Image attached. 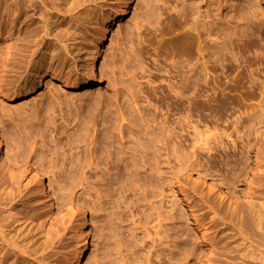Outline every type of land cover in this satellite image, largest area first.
Segmentation results:
<instances>
[{
    "label": "rangeland",
    "instance_id": "374dc122",
    "mask_svg": "<svg viewBox=\"0 0 264 264\" xmlns=\"http://www.w3.org/2000/svg\"><path fill=\"white\" fill-rule=\"evenodd\" d=\"M122 2L123 0H50L45 5L37 4L34 10L27 8L26 12L22 8L10 9L0 4V132L4 136L5 151L4 155L0 152V178L4 179V184L6 182L0 186V192L10 187V197H13L10 204L17 214L14 220H3L9 234L0 247L7 253L8 264H73L71 253L76 242L79 211L85 213L89 222V264H158L161 259L162 264H169L167 257L173 245L172 239L175 236L180 239L181 232L169 225L162 228L163 231L161 229L163 242L160 247L162 246L164 255L157 257L158 260L155 249L159 248V240L156 239L158 237L154 238V226L157 223L154 213L159 206L162 208L159 209L160 214L169 211L171 199L175 196L184 205L185 211L188 210L187 204H190L201 222L197 227L193 219L189 220L192 226L189 229L190 236L181 239L186 238L189 245L194 244L196 256L202 247L203 254L208 255V243L200 237L204 233L208 239L213 240L216 217H221V213H226L229 207L237 205L240 210L246 199L252 197L258 200L264 195V185L261 186L264 184V176L254 177L255 159L256 156L261 157L259 152L260 147L264 146V135L259 133L248 138L243 133L246 129L241 124L253 112L264 108V0H131V14L120 22L106 45L101 64L105 74L102 84L88 91L63 88L59 79H63L65 74L79 76L84 73L82 66L86 54L92 49V37L104 23L106 13ZM183 5L187 9L190 6L195 8L196 5V9L201 10V16H206L200 22L206 23L211 29V36L205 42L213 50L209 49L212 51L211 54L208 53L209 56L204 52L205 59L209 60L208 85L203 97L196 98L195 103L204 102L213 107L222 97L225 100L232 99L236 105H231L228 114L219 116L220 118L212 116L208 111H196L190 119L198 131L217 129V134H220V137L215 138L217 142L214 139L210 145L216 146V149L210 152L200 150L191 157L196 161L193 160L195 166L201 170L195 168L189 172H178L171 185L166 183L170 178L165 174L166 184L148 188L144 181L139 186L140 183H136L133 177L123 173L120 175L119 167L116 172L117 163L108 167L105 165L104 152L98 145L101 136L97 135L107 126L108 130L112 129V134H116L115 129L121 122L122 113L126 119L133 114L131 118L139 124L142 119H151L152 116H156L153 118H156L158 125L163 122L162 125L166 127H174L179 123L178 126L182 127L187 122L183 106L175 109L169 104L163 105L165 94L177 101L181 98L174 97V93L178 92L175 91L176 88L183 89L179 75L188 72L195 60L202 61L196 47L198 43L194 45V41L189 43L192 47L188 46L191 50L196 48L194 58L191 57V60L186 57V61L185 56H180L186 47L180 45V42L183 41L181 44L186 45L183 35L187 34L185 31L188 28L179 25L176 12ZM241 18H245L244 21ZM26 33L31 36L23 38V42L21 37ZM68 37L66 44L72 55L66 57L62 54L64 50L61 43ZM228 39L232 41L229 42ZM246 41L250 43L249 51ZM222 45L226 50L230 47L234 52L229 49L231 54L230 51L229 54L225 53ZM173 49H178L181 53L177 51L178 55L173 54ZM222 50L224 53H221ZM214 51H219V57L213 55ZM239 53L243 54L240 56ZM220 54L222 57L229 56V59L221 58ZM57 57L61 58L60 62ZM71 57L73 61L69 60ZM217 59L222 60L220 62ZM188 60L193 62L192 66ZM54 69L58 72L60 70V73L57 75L56 71L55 77H51ZM180 70L183 72L179 74ZM45 79L48 80L47 83ZM4 80H11L9 87H16L20 83L21 89H26L39 81H42V87L21 98H13L4 94L7 89V81ZM170 88L174 89L173 92H170ZM178 102L184 105L185 97ZM138 115L144 117L139 119ZM95 126L98 128L96 135L93 131ZM183 127L186 128H182L184 131L178 129L176 132L188 137L187 130L190 129L185 125ZM135 131L136 128L132 132ZM260 132L264 133V122ZM132 135L134 139L135 133ZM16 136L20 137L19 144ZM247 141H251V147L246 151L247 158L243 159L239 153L242 144ZM238 157L241 161L238 160L237 163ZM261 160L263 162L260 166H263L264 158ZM21 165L28 167L30 172L37 170L43 176L47 186L43 194L34 181L28 183V175L20 173ZM198 171L204 172L206 176ZM211 177L218 179L221 184L217 183L215 186ZM178 184L185 192H181ZM147 189H153V193ZM161 191L164 193H160ZM191 192H195L194 195ZM157 193L160 195H156ZM143 194L146 200L141 197ZM191 195L194 196L191 200L183 201L185 196L190 198ZM200 197L208 205L213 202L218 214L207 213L208 209L200 202ZM231 215L227 213L225 218L230 221L229 224L238 226L236 223L239 222V217ZM147 233H150L149 236H146ZM203 254L201 260L194 256L188 257L187 262L177 260L175 264H206L208 257Z\"/></svg>",
    "mask_w": 264,
    "mask_h": 264
},
{
    "label": "bare ground",
    "instance_id": "6f19581e",
    "mask_svg": "<svg viewBox=\"0 0 264 264\" xmlns=\"http://www.w3.org/2000/svg\"><path fill=\"white\" fill-rule=\"evenodd\" d=\"M48 1H50V0H0V4H1L2 7H3V5L4 6L6 5L5 8L7 6L9 8L11 7L12 9H15L17 7V8H22L25 11L27 8H31L32 10H34L37 4L45 5V2H48ZM198 2H200V1H198ZM10 9H9V11H10ZM131 10H132L131 0H123L122 3L117 4V6L114 9L112 8L109 12L106 13V15L104 17V23L100 26L99 30H97L96 34L92 37V41H91L92 49L85 56L84 65L82 66V69H83L84 73L82 75H79V76H70V75L65 74L63 79H59L60 80L59 83L61 84V86L63 88L72 89V90H75V91H83V90L88 91L89 89H92V88H98L102 84V82L105 79V74H104V71H103V69L101 67V64H102L103 59H104V51H105L106 45L108 44V41L110 39L111 34L116 31V29H117L118 25L120 24V22L126 20L129 17V15L131 14ZM200 11L201 10L196 9V5H195V8L194 7L192 8L190 6L189 9H187L183 5L182 8L176 12V14L178 16V19H179L178 20L179 21V25H181L182 27L184 25V26H187L186 28H188V30L185 31L187 34L183 35L184 40H186V45H185V43L181 44V43H183V41L181 40L182 34H181V38L179 37L180 41H182V42L177 40V41L180 42V45L186 46L184 48V50L182 48V50H183L182 52L183 53H182V55H180L181 58H183L182 56H185V59H186V57H188L189 59L191 57L194 58L193 56H195V55L193 53L196 52V50H195L196 48L193 49V50H195V51H193V50H191V48L188 47L190 45L189 43H191L193 41H194L193 42L194 45H195L196 42L198 43L196 47H198L197 51L199 52L198 54H200L201 56L197 55V57L198 56L200 58L202 57V59H201L202 61H200V60H198L196 58L198 61L195 60L194 61L195 64H193V66L191 65L193 62H190V60H188V63H190V65L192 66L191 69L189 67V70L187 69L188 72H184L182 74H180V73L183 72V71L180 70V72H179V74H180L179 78H181L180 81L182 83L183 89L182 90H180V89L178 90L176 88L175 91H178V92L176 94L174 93V97H178V96H181V98L185 97V104L182 105V103L178 102L181 98L178 99V101H177V99L176 100L170 99L171 97L169 98L168 94L167 95L165 94L163 96L164 97V104L163 105H165V104L168 105L169 104V106L171 105V107H174L175 109H179L182 106L185 108V109L184 108L183 109L185 110L184 111L185 112V119L187 120V122L184 120V123L186 122L187 124L185 123L183 125H185V127H187V129H190L189 131L187 130V132H189L188 133L189 136L188 137H183V136H180L181 134L179 135V133L176 132V130H178V129L184 131L182 129V128H184L183 125H182V127L181 126L179 127L178 125L180 123L177 125L178 122H176L177 126L170 127L171 126L170 125L169 127H166L164 124L162 125L163 122L161 123V125H158V123H156V118L155 119L153 118V117H156V116H152L151 117L149 115L151 117V119L149 117H148L149 119H147V118L145 120L142 119L141 122H140L141 124H139V123H136L137 121L134 122L135 120L132 119L133 118V114L131 115V113H130V115L132 116V118H131V116H129L131 118V120H130V118H127L129 121H127V119L125 118L126 116L124 117V115H125L124 113H122L120 115V117H121L120 121L121 122L117 126V128L115 129L116 130V134H112V132H113V131H111L112 129L108 130L107 129L108 126H107V127H104V129H101V131L99 132L100 135H97V137L101 136L100 137V141H98V145L101 146V148H102V150L104 152L103 154H104V157H105V159H104L105 165H107V167H108L111 164L113 165V164L117 163V165H115L116 166L115 167V171L118 170V167H119L120 168L119 172L121 173L120 175H122V173H123V174H126V175L130 176V177H133L134 178L133 180L137 181L136 183H138V182L140 183L139 186H142V184L144 182H145V184H147V186H149L148 188H155L156 186H159V185L162 186V184L165 183L164 181L167 180L166 177L164 176L165 174H166V176L168 174L169 175L168 177L170 179L172 178L171 180L170 179L167 180L169 182H166V183H169L171 185L173 183L172 180H174L175 177H176V173L181 172V171L189 172V171H192L195 168H198V167L195 166L196 165L194 163L195 160L192 159L191 157L195 156L197 154L196 152L200 151V150L201 151L205 150V151H209L210 152V151L216 149V146L213 145L214 147H211L210 145H211V142L216 137H220L219 136L220 134L219 135L217 134V132H218L217 129H213V130L210 129V130H208L206 132L198 131L196 129V127L191 123L192 120H190V119L193 117V115L195 114L196 111L198 113L199 112H203V113L205 112L206 113V111H208L209 113L213 114L212 116L215 115V117H216V115L218 117L219 116H224V115L228 114V111L230 110L231 105H236L234 103V101H231L232 99L230 100L229 98H226V100H225V98L223 99L222 97H221V99H223V100H221V99L219 100L218 99L219 101L217 100V98H215L217 100V102H216V100H215L216 104H215V102H213L215 104V106H213V107L212 106H208V105H211V104L206 105L204 102H203V104L202 103L201 104H199V103L197 104V102L195 103V101H194L199 96L203 97V95L205 93V89H206V87L208 85L207 65L209 63V60L205 59L206 55H205L204 52H206L207 55L209 56V54H208L210 52L209 49L213 50V47L211 46L212 48H209L210 46L209 45L207 46V42H205L206 38L208 39V37L211 36L210 35V33H211L210 30L211 29L208 28V25L206 23H203V22L201 23L200 22V19H203L204 17H206V16H204V14L201 16ZM27 17H29V16H27ZM241 19H243V21H244L245 18H241ZM11 23H9V24L12 25L13 23L12 24ZM180 23H182V24H180ZM218 31H219V29H218ZM245 31H244V33H245ZM183 32L184 31H182V33ZM225 35H226V32H225ZM246 35L248 36V34H246ZM30 36L31 35L26 33L25 35H23L21 37V39L23 41V38L30 37ZM32 36H34V35L32 34ZM64 36H66V35H64ZM234 36H235V34H234ZM240 36H237V37H240ZM63 37H61V38H63ZM240 38H238V40ZM21 39H20V41H21ZM222 39H221V42L224 40V39L223 40ZM241 39H243V38H241ZM68 40H69V37H68V39L63 40L62 43H61V44H63L62 45V49L64 50L63 52L62 51L61 52H62V54H65L66 57H67V55L70 54V49L68 48V46L66 44L68 42ZM230 40H229V42H230ZM215 41L217 42V40H215ZM224 41L226 42V40H224ZM225 42L223 43L224 45H225ZM174 43H176V41ZM243 43H244V41H243ZM177 44H178V42L176 43V45ZM202 44H203V46H201ZM212 44H213V42H212ZM247 44H249L248 45V50H247V51H249L250 43L247 42ZM242 45H244V44H242ZM175 46H174V48H176ZM178 46H179V44H178ZM244 46L247 49V46L246 45H244ZM190 47H192V46L190 45ZM216 47H218V46H216ZM221 47H223V50L224 49L226 50L225 46L222 45ZM239 47L240 46H238V48ZM60 48H61V46H60ZM178 49H181V48H178ZM178 49H177V51H178ZM229 49H230V47H228V49H227L228 51L226 50L227 52L224 50L225 53L229 54L230 50L232 52H234L232 49H230V50ZM239 49H241V47ZM78 50H79V48H78ZM223 50L221 51V53H224ZM174 51L175 52H173V54H176L177 51L176 50H174ZM179 51H178V53H179ZM191 51H193L192 52V56H191ZM219 51H217V52L214 51L213 55L218 56L219 55ZM231 51H230V54H231ZM237 51H239V50H237ZM242 51H244V50H242ZM211 52H210V54H211ZM73 53H74V51H73ZM180 53H181V51H180ZM239 54L241 56V54H243V53H239ZM71 55L72 54H70L69 56H71ZM176 55H178V54H176ZM234 55H236V54H234ZM234 55H233V57H235ZM64 56H61V57H64ZM218 57H216V58H218ZM220 57L221 58H225L226 56L224 55V57H222V55H221ZM227 57L229 59V56H227ZM59 58L57 57L56 59L59 60ZM192 58H191V60H192ZM187 59H186V61H187ZM228 59H226V60H228ZM230 59H232L231 56H230ZM235 59H236V57H235ZM60 60H61V58H60ZM60 60H59V62H60ZM69 60L73 61L74 59L71 57V59H69ZM220 60H222V59H220ZM220 60H218V61H220ZM188 66H189V64H188ZM229 67H231V64H230ZM173 68H174V66H173ZM179 68L180 67H178V69ZM182 68H184V67L182 66ZM182 68H180V69H182ZM13 69H14V67H13ZM67 69H68V67H67ZM178 69H176V70H178ZM56 71L57 70L54 69V72L51 73V75H52L51 77H55L54 75H55ZM59 73H60V70L57 73V75H59ZM4 74H6V73H4ZM11 74H13V73H11ZM17 77H19V76H17ZM17 77L14 76V78L19 79ZM45 80H46V83H47L48 80L47 79H45ZM4 81H7V80H4ZM7 82L6 83L4 82L6 84L5 87L7 88L6 89V93H4V94H7L6 96H10V97H13V98H21L22 96H26V95H28L31 92H36L38 89H40L42 87V81H39L38 83H33L29 88H26V89H21L20 83H18V85L16 87H9L8 85L11 82V80H10V82H8V84H7ZM12 83H13V80H12ZM198 85H199V87H197ZM1 86H3V85H1ZM1 89H3V88H1ZM173 90H171V88H170V92H173ZM168 92L169 91H167V93ZM172 95H173V93H172ZM161 99H163L162 96H161ZM227 99H229V100H227ZM199 101L200 100H198V102ZM134 105L135 104H133V106ZM131 106L132 105L130 104L129 107H131ZM160 107H162V105ZM124 108L126 109L127 107H124ZM127 111H129V110L127 109ZM178 111H180V110H178ZM181 111H182V109H181ZM120 112H122V111H120ZM136 112H139V111H136ZM128 115H129V113H128ZM140 115H138L139 119L141 117ZM151 115H153V114H151ZM143 117H141V118H143ZM117 118L119 119V117H117ZM134 118H136V117L134 116ZM183 119H184V116H183ZM158 120H159V118H158ZM103 122H104V120H103ZM124 122H126V123L124 124ZM263 122H264V108L261 109L259 112H253L252 115H249L245 120H243L241 122L243 127L246 129L245 132H243V133L248 138H249L250 135H251V137H252V135H256L257 136V135H259V133H260V135H264V133L263 134L261 133L262 131L260 132V128H261V125L263 124ZM110 123H111V121H110ZM118 123H119V121H118ZM108 125H110V124H108ZM114 126H115V124H114ZM95 127H93V131H95V135H96V134H98V132H97L98 128L96 127V129H95ZM135 128H136V131L132 132V131H134ZM184 129H186V128H184ZM134 133H135V137H134V139H132V136H134L132 134H134ZM190 133H193V134H190ZM116 136H117V138H115ZM3 137L4 136L2 135V132H0V152L3 153V155H4L5 151H4ZM181 138H182V140H181ZM261 138H262V136H261ZM179 139H180V142H178ZM263 139L261 140V142L263 141ZM214 141H216V139ZM16 142L18 144L20 143V137L19 136H16ZM96 143L97 142H95V144ZM18 144H16V145L19 146ZM214 144H216V143H214ZM217 144H219V142ZM262 145H263V143H262ZM241 147H242L241 148L242 150H240L241 152L239 153L240 157L242 156L241 158L246 159L247 157L245 158V156L248 155L246 153V151H247L248 148L251 147V141H247V143L242 144ZM17 148H19V147H17ZM260 149H261V151L260 152L258 151V152L261 155L260 158L263 159L264 157L262 158V154L264 155V151H263L264 150V146L260 147ZM102 150H101V152H102ZM97 151H100V150H97ZM18 154H20V153H18ZM245 154H247V155H245ZM92 156H93V154H92ZM89 157H91V156H89ZM98 158H99V156L97 157V159ZM260 158L256 156V159H255V165H256V169H255L256 171L255 172L256 173H255L254 177H256V176L257 177H263L264 176V165L260 166L262 164L261 162H263ZM238 160L241 161V159L239 157L237 158V163H238ZM17 163L18 162H16V164ZM24 165L19 166L20 173L22 175H24V176L28 175V179H29L28 183L34 181L36 183V185L39 186V188L41 189V192L43 194L45 192L44 189L47 188L46 181L44 180L43 176H41V174H39L37 172V170L36 171L34 170V171L30 172L28 170V167H26ZM197 166H199V165H197ZM198 169H200V168H198ZM164 170H166V171H164ZM119 172H118V174H119ZM198 172L200 174L206 176V174L204 172H202V171H198ZM163 176L165 177V180H164ZM236 176H238V174H236ZM236 176H235V178H236ZM122 178H125V177H122ZM211 179H212L213 184L215 186H216L217 183L221 184V182L218 179H215L213 177H211ZM3 180H2V178H0V186L1 187L3 186L2 184H4ZM122 180L124 181L125 179H122ZM258 182H260V181H258ZM5 184H6V182H5ZM175 184H177V181H176ZM178 185H179L178 188L181 190L182 186H180V184H178ZM263 185L264 184H262L261 186H263ZM9 186H11V184H9ZM7 188L4 191H2V193L0 192V245L3 243L4 238H6L7 235L9 234V232L7 230L8 228H6V226L3 225L4 218L7 221H11V220L16 219V215H17L13 211L12 205H11L13 197L11 196L12 197L11 198L10 195H11L12 190L9 191L10 187L8 188V190H7ZM139 189H140V187H139ZM149 190L150 191L152 190V193H153V189H149ZM149 190L147 189V191H149ZM157 190H159V188H157ZM124 192H126V191H124ZM181 192H185V191L181 190ZM141 193H144V192H141ZM160 193H164V192L161 191ZM193 193H195V192H193ZM96 194H97V192H96ZM147 194H148V192H147ZM156 195H158V193ZM101 196H97V197H101ZM142 196L144 198V194L141 195V197ZM145 197H146V195H145ZM192 197H194V196L191 195L190 198L185 196L184 197L185 199L183 201L187 202L188 200H191ZM152 198H153V196H152ZM161 199H160V201H161ZM200 202L205 204L204 207H206L208 209L207 213H211L212 212V213L218 214L219 211H217L216 208H214V206H213L214 203L213 202L210 205H208L207 201L204 200L202 197H200ZM159 204H158V206H159ZM149 205H151V204H149ZM183 208H184V205L179 203V199L175 196V197H173V199H171V208H169L170 210L166 211L165 213L161 212V214H163V215L160 214L159 209H162L160 206H159V209L158 208L155 209V213H154L155 216H156V221L155 222H157V223H155L156 225L154 226V238L158 237L156 239L159 240L158 241L159 242V246H157L158 242L155 245V246L159 247V248L156 247L157 248V250L155 249L156 252L154 251L157 254L156 258L157 257L158 258L163 257V255H164V252L162 253V249L163 248H161L162 246L160 247V245H162V242H163V236H162L161 233H162L164 227H167V225H169V226L175 227V229L178 228V230L181 232L180 236L179 235L178 236L181 239L184 236L188 237L189 229L192 228V226L190 224L191 222H189V220L193 219L194 222L197 223V227L199 225H201V222L199 221L200 220L199 216L196 215V213L193 211V209H192L190 204H187V208L189 210L188 213L186 212L188 210L186 209V211H185ZM151 209H153V208L151 207ZM227 213L232 214L231 216L237 215V217H239V220H238L239 222L236 223L238 226H236L234 224H229L230 221H227V219L225 218V215ZM221 214H222L221 217L218 216L215 219V221H216L215 222L216 231H215V234L213 236V240L208 239L204 233L200 237L201 239H203V241L205 240L208 243V248H207L208 249L207 250L208 255H207V253L203 254L204 247H202V250H201L202 253L200 252L198 254L199 256L198 255L196 256V248H194V244L189 245L187 243V241H186V238L180 240L178 237L175 236V238L172 239L173 240L172 241L173 245L171 244L172 245L171 248L169 247V245H167V248H170V251H171L170 254L168 253L169 256L167 257L169 259V264H175L177 262V260L181 261V262H185L188 257H192L193 258L194 256L198 257V259L201 260V254H203V256L206 255V257H208L206 264H264V195L261 196L258 200H256L255 198H252V197L249 198V199H246L245 203H243V207L240 210H238V206L236 205L233 208L229 207L228 210L226 209V213H221ZM147 216H148V213H147ZM161 229H162V231H161ZM166 232L165 233L163 232V233L166 234ZM149 234L150 233H147L146 236H149ZM166 235H168V234H166ZM90 238L91 237H90V232H89V222L87 220V217H86V215H85V213L83 211H79V213H78V229H77L76 242L74 244V247H73V250H72V253H71L73 261H74L73 264H89L88 251L90 249ZM198 240L200 241V239H198ZM155 241H157V240H155ZM192 241L194 242L195 239L193 238ZM167 243H168V240H167ZM167 243H164V244L166 245ZM6 254H7L6 251H4L3 248L0 247V264H8L9 263V262L6 261ZM7 258H8V256H7ZM161 260H159L158 264H162Z\"/></svg>",
    "mask_w": 264,
    "mask_h": 264
}]
</instances>
